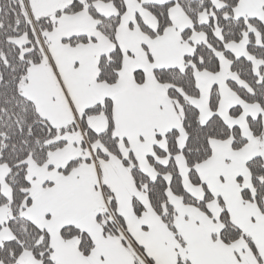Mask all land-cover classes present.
<instances>
[{
    "label": "snow or ice",
    "instance_id": "obj_1",
    "mask_svg": "<svg viewBox=\"0 0 264 264\" xmlns=\"http://www.w3.org/2000/svg\"><path fill=\"white\" fill-rule=\"evenodd\" d=\"M0 264H264V0H0Z\"/></svg>",
    "mask_w": 264,
    "mask_h": 264
}]
</instances>
